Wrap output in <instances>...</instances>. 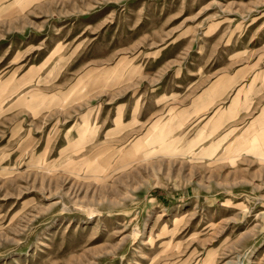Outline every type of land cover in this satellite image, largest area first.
Segmentation results:
<instances>
[{
  "label": "rangeland",
  "instance_id": "obj_1",
  "mask_svg": "<svg viewBox=\"0 0 264 264\" xmlns=\"http://www.w3.org/2000/svg\"><path fill=\"white\" fill-rule=\"evenodd\" d=\"M2 7L0 264H264V0Z\"/></svg>",
  "mask_w": 264,
  "mask_h": 264
},
{
  "label": "crops",
  "instance_id": "obj_2",
  "mask_svg": "<svg viewBox=\"0 0 264 264\" xmlns=\"http://www.w3.org/2000/svg\"><path fill=\"white\" fill-rule=\"evenodd\" d=\"M15 12V11H14ZM7 19H12L13 21L16 19L17 20V14L13 13V14H10L6 17V10L2 7L0 8V24L1 23H5V20ZM8 22H12V21H8ZM227 93H222L221 95H226Z\"/></svg>",
  "mask_w": 264,
  "mask_h": 264
}]
</instances>
